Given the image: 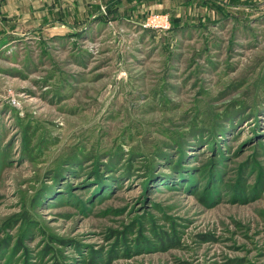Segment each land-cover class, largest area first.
Masks as SVG:
<instances>
[{
  "label": "rangeland",
  "instance_id": "1",
  "mask_svg": "<svg viewBox=\"0 0 264 264\" xmlns=\"http://www.w3.org/2000/svg\"><path fill=\"white\" fill-rule=\"evenodd\" d=\"M58 1L0 0V264H264V0Z\"/></svg>",
  "mask_w": 264,
  "mask_h": 264
},
{
  "label": "crops",
  "instance_id": "2",
  "mask_svg": "<svg viewBox=\"0 0 264 264\" xmlns=\"http://www.w3.org/2000/svg\"><path fill=\"white\" fill-rule=\"evenodd\" d=\"M76 1H77V3H80L79 5H83L82 3H85V5H87V6H95V3L97 0H75V3H76ZM34 2L35 1L32 2V0H31V2H28L27 4L25 3L24 4L25 6H22L21 9L24 8L25 12L27 14L28 13L30 14L29 17L30 16L31 17L27 18V19L35 20V21H37L36 23H40V24H42L43 21L47 19V18H45V16H47V14L52 13L51 11L54 10V6H55L56 10L57 9L62 10V9H65V7H66V6H61L62 2H59L58 0H37L35 2L36 4L38 3L39 5L48 4V2H50V3L53 2L54 3L53 8H52V6H36ZM69 4H71V3H69ZM75 6H77V5H75ZM4 7H7V14L11 15L12 13H15V11H17L18 6H4ZM69 7H70V9H72V6H69ZM50 9H51V11H50Z\"/></svg>",
  "mask_w": 264,
  "mask_h": 264
},
{
  "label": "built area",
  "instance_id": "3",
  "mask_svg": "<svg viewBox=\"0 0 264 264\" xmlns=\"http://www.w3.org/2000/svg\"><path fill=\"white\" fill-rule=\"evenodd\" d=\"M161 19H162V22L160 21ZM166 21H167L166 16L164 17V15L156 14V15L151 17L149 24L163 25V23Z\"/></svg>",
  "mask_w": 264,
  "mask_h": 264
}]
</instances>
